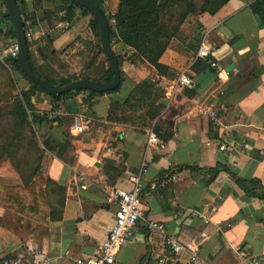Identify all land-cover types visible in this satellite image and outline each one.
I'll return each instance as SVG.
<instances>
[{"label":"crops","instance_id":"obj_1","mask_svg":"<svg viewBox=\"0 0 264 264\" xmlns=\"http://www.w3.org/2000/svg\"><path fill=\"white\" fill-rule=\"evenodd\" d=\"M15 1L22 18L33 27L26 41L34 69L36 62L60 56L67 46L82 44L85 39L96 51L91 18L79 9L73 8L68 31L58 32L56 24L67 8L66 0ZM90 1L108 13L105 0ZM249 2L227 0L213 13L204 12L187 21V25L199 24V35L207 53L215 58L217 70L211 61L196 57L199 46L193 42L186 46L179 39L169 41L158 58L165 68L161 75L132 56L128 47L113 43L111 49L121 58L122 74L115 94L80 91L53 100L43 92H33L30 102L34 110L47 111L55 103L62 108L59 117L35 123V128L39 140L50 143L41 152L38 170L63 190L58 193L55 186L45 187L44 183L43 203H33L30 197L19 203H0V259L17 253L24 243L41 249L47 257L45 264H70L77 257L93 254L112 224L115 207L106 203V192L112 187L128 189L129 176L143 163L140 197L145 217L163 223L166 235L196 244L199 256L209 264H239L231 247L235 244L264 264V199L247 196L229 173L257 179L264 186V29L251 13ZM5 11L4 0H0V46L14 41L5 33L10 23ZM88 57L83 58L85 71L106 61L98 49ZM197 58L203 61L197 62ZM229 63L232 68L225 72ZM180 72L191 83L179 89L170 104L173 132L162 149L146 147L144 130L106 118L110 99L122 101L143 80L164 90ZM12 73L18 89L26 90L28 82L16 70ZM208 105L217 110L227 129L212 130L198 114L199 108ZM72 114L90 116L91 128L70 134ZM219 145L225 149L219 150ZM167 161L174 164L176 179L165 187L153 186L154 180L170 170ZM0 184H24L8 161L0 166ZM203 205L211 212L208 223L189 215V209ZM162 239L137 221L131 237L115 254L114 264H157L167 252ZM186 256V252L180 256V264H185Z\"/></svg>","mask_w":264,"mask_h":264},{"label":"trees","instance_id":"obj_2","mask_svg":"<svg viewBox=\"0 0 264 264\" xmlns=\"http://www.w3.org/2000/svg\"><path fill=\"white\" fill-rule=\"evenodd\" d=\"M226 1L227 0H105V6L108 11V15L104 14L99 6L97 7L104 14L107 21L108 40L110 47H112L113 43H120L121 45L128 47L132 51V56L147 62L154 68L157 74L161 75L165 74V68L159 64L158 58L172 38L179 39V41L184 43L186 46L192 42L195 44V46H199L201 38H198V23L195 24L193 33L188 36L191 41L190 43L184 40V38L182 39L179 37L181 35V26L185 20L191 15L196 17L197 15L204 12L211 14ZM66 3L67 8L65 9L62 17H59V19H70L73 15V8L79 9L82 14L89 15L91 18L89 21L90 29L97 39L98 52L102 53L99 46L98 27L96 20L86 9L72 5L68 0H66ZM211 4L214 6L209 8V5ZM248 7L251 13L256 17L258 25L264 29V0H250ZM3 15L8 17L6 11ZM5 33L14 39L15 33L11 21ZM113 52L115 53L118 62L120 83L122 76L119 69L121 58L115 51ZM27 58L33 73L54 85H64L79 78H88L100 82H107L111 79V71L109 69L107 59V68L104 76L94 78L87 75L83 76L75 74L58 77L56 75L52 77L50 74H42L34 69L30 62L28 53ZM5 59H8L7 61L10 62V69L16 70L29 84L26 90L14 87V82L10 74H6L4 77H7V82L4 84L0 83L1 85L7 87L6 89L9 93H11V90H14V93H11L12 95L6 104V114L11 120L10 127L17 129L16 134H14V137L17 138H19V135L21 137V135L24 133V130L28 127V133L30 134L32 141H27V149H30L31 146L35 145H38L41 149L36 156H34V154L32 156L31 150H28V157H31L29 162L32 164V168L27 177L22 175L17 167L14 165L12 166L24 180V184L23 186H5L0 184V203H19L20 199L27 197H30L33 203H43L45 200L44 191L41 188L42 184L45 183V187H48V185L55 186L54 190H56L58 193H61L63 189L60 186L55 185L49 179H44L42 173L38 170L41 152L43 149H49L47 146L48 143L41 139L42 141L38 142L40 144L39 145L37 141L34 140V138L39 140L40 136L36 135L33 129L31 130L29 126L31 123L39 124L41 121L48 120L44 118V116H38L36 113L32 112L34 109L30 102V97L34 91H40L50 96L53 100H60L71 93L86 90H74L67 93H62L60 95H50L23 76V74L18 69L16 58ZM5 59L3 61H5ZM202 59L203 58H197L196 61L201 62L203 61ZM196 63L193 66L194 70H196ZM203 67H205V64ZM209 68L211 67L209 66ZM0 69H5L1 63ZM9 72L11 71L9 70ZM118 86L113 90L104 93H96L92 91L86 92L89 95H111L116 93ZM27 111H31L30 116H28ZM172 114L173 113L169 110V107L165 109L163 90L160 89L159 86L154 85L147 80H143L142 82L137 83L122 101L119 102L117 98L110 99L106 118L111 121L127 123L139 130H144L148 127H151L153 132L165 142L172 135ZM158 122L165 125V127L159 128ZM21 138L22 140L24 139L23 137ZM1 156L2 155L0 154V157ZM10 157V155H6V158L11 161ZM229 173L247 196L264 199V186H262L257 179L245 180L235 176L233 172ZM31 176H33V180L29 181ZM59 204H61V202Z\"/></svg>","mask_w":264,"mask_h":264},{"label":"built area","instance_id":"obj_3","mask_svg":"<svg viewBox=\"0 0 264 264\" xmlns=\"http://www.w3.org/2000/svg\"><path fill=\"white\" fill-rule=\"evenodd\" d=\"M73 17L70 19L63 18L56 24V28L60 33H65L70 28ZM24 34L26 39H29L33 30L29 21L23 19ZM17 48L13 42L0 46V60L5 58H16ZM207 50L204 46V40L201 38L199 47L196 51V57H204ZM213 66L214 63L210 62ZM221 71L217 75L220 77ZM191 83L184 72H180L175 81L169 84L163 90V98L165 101V109L171 104L179 89L188 86ZM62 108L59 103H55L47 111L36 110L38 116L55 117L61 114ZM198 114L206 118L212 130H225L228 125L222 123L217 110L212 106H204L198 109ZM93 123L90 116L81 114H72L69 120L68 131L70 134L79 135L88 131ZM264 129V126H263ZM173 130V129H172ZM146 135V147L159 150L164 147V141L160 139L152 130L151 127L144 129ZM247 147V144H243ZM219 150H224L223 145L218 146ZM166 167L170 170L162 177L154 180L153 186L165 187L167 184L176 179L174 172V164L170 161L166 162ZM143 173V163L140 164L136 172L129 176L130 186L128 189L112 187L106 192L105 201L107 204L114 205L112 224L110 225L104 240L99 245L97 251L93 254L80 256L75 258L70 264H114V257L118 249L127 241L132 235V230L137 221H142L145 230L148 233H157L162 236L163 244L167 252L157 259V264H180V256L186 252L185 264H209L202 259L198 253V246L196 244L182 243L178 238L166 235V230L163 223L151 220L145 217L144 207L141 202V185L140 180ZM189 215L200 220L202 223L210 222L211 212L206 205L201 209H189ZM228 226V224H226ZM218 229V228H217ZM220 229V228H219ZM233 251L238 256L239 264H263V262L255 255L249 253L240 245H231ZM47 257L43 251L33 245L26 243L20 246L17 253L13 255L2 257L0 264H45Z\"/></svg>","mask_w":264,"mask_h":264},{"label":"rangeland","instance_id":"obj_4","mask_svg":"<svg viewBox=\"0 0 264 264\" xmlns=\"http://www.w3.org/2000/svg\"><path fill=\"white\" fill-rule=\"evenodd\" d=\"M213 6L214 5L211 4L209 5V8H212ZM194 18L195 16L191 15L185 20V22L181 26V35L179 36L180 38L182 39L184 38V40H186V38H188V36L191 35V33H193L195 23H192L191 25H187V20L190 19L193 20ZM92 34L94 36V39L97 40L93 32ZM88 36L90 37L91 33H89ZM198 38H201L200 35L198 36ZM67 47H69L67 51L65 53L60 54V56L57 54L52 56L51 59L48 61H44L40 63L36 62L34 64L36 65L35 69L42 74H50V76L52 77L56 75L57 77L66 76L70 74L83 75V76L87 75L94 78H99L104 76V73L107 68V62L105 60H104V64L101 62H97L96 64L91 66L90 70H86V71L84 70L85 62L87 61H83V58L85 57L87 59V56L89 57L94 56L95 53L97 52V49L95 51L92 49V47H89L86 39L82 41V44L76 46L71 45ZM7 60L8 59H5V61L0 60L1 65L5 68V69H0V83L4 84L5 82H7L6 80L7 77L6 78L4 77L6 76V74L7 75L10 74L14 82L13 86L18 88L17 83L15 82V78L13 77L12 69H10L9 67L10 62H8ZM9 70L11 72H9ZM1 84H0V154L2 156L0 157V166L8 161L11 164V166L14 165L15 167H17L20 173H22V175L27 177V175L30 173V170L32 168V164L29 162V159L31 160V157H28L29 156L28 150L29 151L31 150L32 156L33 154L34 156H36L41 148L38 145H35V146H31L30 149H27L26 146L27 141L28 140L32 141V138L28 133V129H27L28 127L24 130V133L21 135V137L24 138L23 140L20 137V135L19 138L14 137V134H16L17 129L10 127L11 120L6 114V106H7L6 104L8 103L10 96L14 93V90H11L12 93L11 94L7 91L6 89L7 87ZM168 107L170 108L171 106L169 105ZM32 112L35 113L36 110H33ZM27 114L28 116H30L31 111H27ZM57 117H59V115L55 117L44 116V118H46L47 120L54 119ZM171 123H173V121H171ZM158 126L159 128L165 127V125L159 122H158ZM29 128L31 130L33 129L36 135L39 133V131L35 128L34 123H31ZM172 129H173V124L171 125V131L173 132ZM34 140L37 141V143L42 141V140H38L37 138H34ZM47 141L51 142L49 138ZM47 146L49 147L50 143H48ZM3 152L4 154L11 156L10 157L11 161L6 158V155H4Z\"/></svg>","mask_w":264,"mask_h":264},{"label":"water","instance_id":"obj_5","mask_svg":"<svg viewBox=\"0 0 264 264\" xmlns=\"http://www.w3.org/2000/svg\"><path fill=\"white\" fill-rule=\"evenodd\" d=\"M72 5L86 9L96 20L98 27V39L100 50L107 59L109 69L111 71V79L107 82H100L88 78H79L70 81L64 85H54L47 80L39 77L30 68L27 58V41L24 34L23 18L15 0H4L6 12L14 29V43L17 48L16 59L19 71L23 76L36 84L41 90L50 95H60L74 90H86L96 93H104L113 90L119 84L118 62L115 53L111 49L108 40V27L104 14L90 0H68ZM205 60H209L213 65V69L217 70L215 58L207 53ZM232 68L229 63L224 67V71L228 72Z\"/></svg>","mask_w":264,"mask_h":264}]
</instances>
